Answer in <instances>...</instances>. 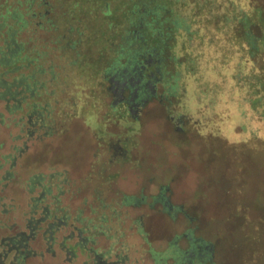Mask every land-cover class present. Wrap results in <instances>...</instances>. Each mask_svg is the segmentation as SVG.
<instances>
[{
	"label": "rangeland",
	"instance_id": "374dc122",
	"mask_svg": "<svg viewBox=\"0 0 264 264\" xmlns=\"http://www.w3.org/2000/svg\"><path fill=\"white\" fill-rule=\"evenodd\" d=\"M136 43L124 45L112 70L140 54L154 70L149 96L118 119L108 107L122 103L118 94L130 98L131 89L117 93L107 78L95 110L103 137L82 118L63 119L68 110L56 107L46 127L28 126L29 101L22 127H0V179L9 176L0 191V240L28 235V221L58 198L67 223L50 234L52 243L46 223L38 225L26 243L43 257L18 264H92V250L117 264H264V118L261 107H249L247 83L230 77L237 56L229 45L206 48L195 81L167 47L142 35ZM72 90L62 88L60 99L70 100ZM0 111L6 115L1 101ZM77 228L91 240L85 251ZM194 241L209 247L210 257L188 263Z\"/></svg>",
	"mask_w": 264,
	"mask_h": 264
},
{
	"label": "trees",
	"instance_id": "16d2710c",
	"mask_svg": "<svg viewBox=\"0 0 264 264\" xmlns=\"http://www.w3.org/2000/svg\"><path fill=\"white\" fill-rule=\"evenodd\" d=\"M141 35L159 50L167 47L173 61L182 57L176 64L195 81L202 51L229 45L237 56L230 77L247 83L249 107H261L264 118V0H5L0 3V101L6 115L0 111V127H22V104L29 101L28 126L46 127L56 107L60 114L68 110L63 119L82 118L100 136L95 110L102 85L111 78L112 64L124 45L135 49ZM248 62L251 67L243 73ZM62 88L73 89L70 100L60 99ZM41 97L42 106L35 103ZM42 110L47 111L41 116ZM108 112L118 119L131 115L125 103H112ZM8 180V175L1 177L0 191ZM55 214L66 222L58 198L42 211L40 222ZM26 238L21 237V244ZM45 240L50 241L49 234ZM7 243L6 239L2 246L7 248ZM17 246L10 261L2 264L43 257Z\"/></svg>",
	"mask_w": 264,
	"mask_h": 264
},
{
	"label": "flooded vegetation",
	"instance_id": "af4514ba",
	"mask_svg": "<svg viewBox=\"0 0 264 264\" xmlns=\"http://www.w3.org/2000/svg\"><path fill=\"white\" fill-rule=\"evenodd\" d=\"M136 56L137 57L134 58V61L131 65L129 64L130 60H128L125 63L124 66L126 69H113L112 70V76H111L112 80H110V82H111L110 89L113 90V86H114V88L118 90L117 93L123 92L126 87L131 89L130 98H128V99H124L121 96V94L117 95V98L119 101L127 104V107L130 110L131 114H133L135 112V110H133V109H135L137 107V103L140 104L144 99H146V97L149 96L148 89L151 87L149 82L151 81V79L153 77V73H154V70L152 68L149 69V66L147 64V60H145V61L139 60L138 61L137 59L141 55H136ZM149 57L150 56L147 54L146 59ZM149 60L151 61L150 58H149ZM43 190H44V192L41 193L35 199V202H37V203L33 205L32 210L36 211L38 209L37 205L42 203V201L40 199H43L42 197L44 196L43 194L45 193V189H43ZM49 208H47L45 206H41L40 207V217L38 219H34L33 221H28L29 223H27V225L30 224L29 225L30 232L28 233V235L25 232L20 231L14 235L1 238V240H0V250H1V252H0V264H2L4 262L7 255L12 253L13 249L16 250V248H15L16 243L18 244L19 247H22L21 245H23V248L28 247L27 243L25 245L21 244V242H22L21 237L26 236L27 238L25 240H27L28 238L31 240L34 239V237L37 235V229H39L38 225L42 224L40 222V219H43L41 216V213L43 210H47ZM64 218L65 217H63V219ZM66 223L67 222H63V224H62V220L59 219V217H57V214H55L54 218L47 221L46 224H44V226L47 227L46 232H48V234L50 235L52 232H54V230L59 229V228H57V226L58 227L62 226V225L65 226ZM31 225H32V227H31ZM50 230H51V232H50ZM84 230H85L84 228H82V229L77 228L76 229L78 240H79L81 246L85 245V244L89 243V241H91L88 237L83 236ZM70 237H71V235H70ZM6 239L8 240V243H7L8 247L4 248L2 245L5 243ZM53 240H54L53 237L50 235L51 243ZM82 248L84 251L86 250L85 246H82ZM192 248H193V250H191V252H188V255H186L187 259L189 257H192V256L197 258L198 260H200L201 257H203L204 255H207L208 258L210 257L211 249L209 247H202V245H200V243H197L196 241H194V245ZM67 252L69 253V251H67ZM92 254H93V263L92 264H117L118 262L120 263V261H115V263L108 262V261L104 262V261H102L103 257H104L103 255H95L94 252H92ZM188 261H189V259H188Z\"/></svg>",
	"mask_w": 264,
	"mask_h": 264
},
{
	"label": "crops",
	"instance_id": "0c3cea01",
	"mask_svg": "<svg viewBox=\"0 0 264 264\" xmlns=\"http://www.w3.org/2000/svg\"><path fill=\"white\" fill-rule=\"evenodd\" d=\"M188 261V259H186Z\"/></svg>",
	"mask_w": 264,
	"mask_h": 264
}]
</instances>
